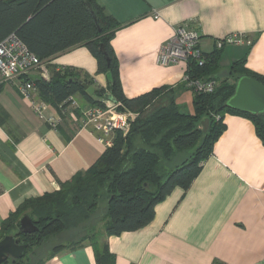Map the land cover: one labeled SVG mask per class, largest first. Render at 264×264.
Wrapping results in <instances>:
<instances>
[{"label": "crops", "instance_id": "1", "mask_svg": "<svg viewBox=\"0 0 264 264\" xmlns=\"http://www.w3.org/2000/svg\"><path fill=\"white\" fill-rule=\"evenodd\" d=\"M120 24L111 41L124 95L134 99L155 89L174 90L182 112L194 115L195 92L185 81L188 65L163 67L158 54L178 26L201 36L205 56L218 40L245 33L251 46L222 49L216 78L245 60L264 77V0H97ZM157 15V17H156ZM59 68L77 71L95 90L107 89L108 74L82 46L55 56ZM98 101L100 98L92 96ZM80 107L90 105L76 95ZM224 133L191 187L176 188L155 210L147 227L106 240L113 262L105 264H264V145L253 123L224 116ZM98 135L82 129L81 116L68 114L59 130L40 120L13 85L0 87V228L28 200L57 192L105 153ZM45 264H97L90 242Z\"/></svg>", "mask_w": 264, "mask_h": 264}, {"label": "trees", "instance_id": "2", "mask_svg": "<svg viewBox=\"0 0 264 264\" xmlns=\"http://www.w3.org/2000/svg\"><path fill=\"white\" fill-rule=\"evenodd\" d=\"M120 27L97 0H0V43L15 34L48 63L50 82L31 79L44 102L58 108L76 95L90 106H102L103 100L110 99L122 103V111L138 116L129 134L117 133L113 145L90 169L76 174L59 191L26 201L2 223L0 241L12 235L28 245L23 259L34 246L43 249L50 241H67L56 245L48 258L36 254L32 264H45L87 241L96 250L97 264L113 262L106 240L147 227L155 218L156 207L176 188L187 191L191 187L226 129V114L250 120L264 145V112L243 113L228 106L240 79L249 77L264 85V77L248 71L245 60L235 63L222 80L215 76L222 50L204 55L203 66L191 61L187 75L192 80L214 81L216 88L211 94L195 93V113L188 115L176 104L171 88H158L134 99L124 95L119 62L111 46ZM79 46L96 59L98 73L109 75L107 89L95 92L98 101L74 81L82 80L77 71L51 65L55 56ZM82 81L93 86L88 78ZM205 124L207 129L202 127ZM101 205L104 214L96 217ZM24 216L39 228L37 233L18 234ZM99 219L101 230H95ZM11 263L10 259L6 264Z\"/></svg>", "mask_w": 264, "mask_h": 264}, {"label": "built area", "instance_id": "3", "mask_svg": "<svg viewBox=\"0 0 264 264\" xmlns=\"http://www.w3.org/2000/svg\"><path fill=\"white\" fill-rule=\"evenodd\" d=\"M157 17V15H156ZM201 36L198 32L185 26H178L172 38L162 47L158 54V63L163 67L183 62L189 66L191 61L203 66L204 54L200 48ZM253 39L245 33H233L218 40L217 50L228 46H251ZM36 73V76H35ZM48 63L34 55L17 35L12 34L0 43V87L13 85L20 96L27 100L35 115L45 121L53 130H59L68 114L78 112L81 116L82 129L90 130L98 135V140L111 147L117 133L127 136L137 114L122 111V103L110 99L102 101V106L80 107L76 96L70 97L64 103L54 108L44 102L31 79L51 81ZM185 81L195 93L211 94L216 88V82L192 80L186 75Z\"/></svg>", "mask_w": 264, "mask_h": 264}, {"label": "water", "instance_id": "4", "mask_svg": "<svg viewBox=\"0 0 264 264\" xmlns=\"http://www.w3.org/2000/svg\"><path fill=\"white\" fill-rule=\"evenodd\" d=\"M88 10L94 16L96 21V15L92 8L89 6ZM101 51L107 63H110V59L104 49L101 46ZM77 82L89 96L95 95L94 86H90L82 80H74ZM228 106L238 112L260 114L264 112V85L256 81L253 78L244 77L239 80L234 96L228 102ZM39 231V228L34 224L29 216H24L20 221V227L18 234L32 235ZM28 249V245L21 244L19 239L14 236H7L0 241V264H6L10 259L11 264H16L18 260H21L25 251Z\"/></svg>", "mask_w": 264, "mask_h": 264}, {"label": "rangeland", "instance_id": "5", "mask_svg": "<svg viewBox=\"0 0 264 264\" xmlns=\"http://www.w3.org/2000/svg\"><path fill=\"white\" fill-rule=\"evenodd\" d=\"M48 69H49V67H48ZM49 71H50V69H49ZM35 76H36V73H35ZM104 101V100H103ZM102 104V103H101ZM207 126L208 125H202V127H205L206 129H207ZM104 214V211H103V206L101 205L100 206V208H99V210H98V212H97V216L96 217H101L102 215ZM100 222V219H99V221H97L95 224H94V228H95V230H101V223H99ZM67 241H60V240H53V241H50L49 243H47V245L46 246H44L43 247V249H40V248H38L37 246H34L33 248H32V250H31V252L29 253V256H26L23 260H22V262H20V264H27L28 263V261H29V263H31L32 264V262H34L35 261V256H36V254L39 256L40 254V256L41 257H43V258H48L51 254H52V251H53V248L56 246V245H58V244H61V243H66ZM43 250V251H42ZM32 252H33V254H32ZM31 261V262H30Z\"/></svg>", "mask_w": 264, "mask_h": 264}]
</instances>
